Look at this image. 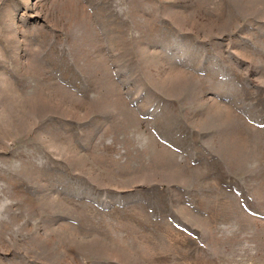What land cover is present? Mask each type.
Instances as JSON below:
<instances>
[{
    "label": "rangeland",
    "instance_id": "1",
    "mask_svg": "<svg viewBox=\"0 0 264 264\" xmlns=\"http://www.w3.org/2000/svg\"><path fill=\"white\" fill-rule=\"evenodd\" d=\"M0 264H264V0H0Z\"/></svg>",
    "mask_w": 264,
    "mask_h": 264
}]
</instances>
